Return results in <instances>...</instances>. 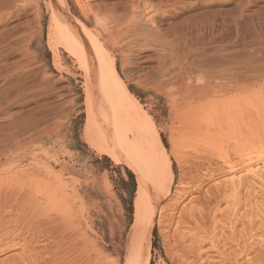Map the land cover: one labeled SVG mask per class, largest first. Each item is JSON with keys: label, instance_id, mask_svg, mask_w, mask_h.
<instances>
[{"label": "rangeland", "instance_id": "rangeland-1", "mask_svg": "<svg viewBox=\"0 0 264 264\" xmlns=\"http://www.w3.org/2000/svg\"><path fill=\"white\" fill-rule=\"evenodd\" d=\"M54 1L0 0V198L10 195L8 204L0 200V264H122L129 248L137 182L126 167L87 143V136L103 134L102 126L88 121L82 81L72 76L76 65L68 50L48 37L51 28L65 26V9L71 20L93 31L98 20L123 40L133 33L125 65L117 57V68L143 111L165 127L160 137L167 152L172 109L157 79L164 72L174 77L179 61L185 63L186 81L202 75L211 82H233L231 112L254 126L242 121L227 134L217 126L185 130L183 143L175 145L179 159L169 156L173 181L156 216L149 264H264V0H91L98 14L88 19L75 0H62L55 9ZM132 10L139 18L147 14L148 27H137L143 23L139 19L129 21ZM119 14L126 17L117 19ZM42 164L74 178L80 197L86 191L82 199L92 239L87 258L79 239L65 235L54 241L37 229L34 213L46 212L45 205L47 212L66 211L46 203L60 190L54 180L44 176L29 183L22 175L24 167ZM27 202L34 213L24 207ZM15 220L32 227L36 241L13 226ZM119 231L117 253L110 241Z\"/></svg>", "mask_w": 264, "mask_h": 264}, {"label": "bare ground", "instance_id": "bare-ground-1", "mask_svg": "<svg viewBox=\"0 0 264 264\" xmlns=\"http://www.w3.org/2000/svg\"><path fill=\"white\" fill-rule=\"evenodd\" d=\"M75 1L82 12V15L85 14V19H88V15H92L94 18L97 17L98 10L92 11L90 6L91 0ZM62 3V0H55L53 3L54 9L55 6H57L55 4L61 5ZM51 12L53 11L51 10ZM68 14L69 13H66L65 9L61 15L62 20L65 18V26H61V28L58 27L61 31L55 28V32L53 31V28H51L53 30L50 29L48 31L49 41L50 38L53 39L52 37L54 36V39L58 41V44L61 43V46L59 47L63 46V48H66L65 50H68L67 52L69 53V56H71L75 63L74 65H76L75 73L72 76H74L75 79L79 78L82 81L81 87L83 88L84 94V112L86 113L88 121H97L102 126L103 134L98 137L96 136L97 138L94 136L93 138L86 137L89 147L97 154L108 157L113 164L126 167L134 174L137 182V197L133 202V223L130 227L129 235L127 236L129 237V248L126 253H124L125 256H123L122 264H149L151 235L155 225L156 216L164 208L162 207V203L169 195L173 181L169 156L171 155V157L174 158L177 156L175 155L177 154L175 153V145L177 144V141L178 144H180V142L183 143L182 140L184 139L187 129L191 130V133L192 130L214 129V127L217 126L220 131L225 130V134H227V132H229L228 130H231V128H241V124H245L242 121H246L247 124L249 120L245 116H238V114L235 116V114L232 113L234 97L231 96V93L234 87L233 82L229 79L211 82L210 78H202V75L199 77L201 79L196 82L188 81L190 78L186 81L183 79V65L185 63L183 64L179 61L177 68L178 72L177 74L174 73V75H172L174 77H165L167 72H164L165 74L158 73L159 79H157L160 87L159 89L163 93V97L168 100L172 109L169 117L170 124L167 127L170 132L167 142L171 151L167 152L160 137V132L162 130L164 131L165 127L158 126L153 118H151L146 111H143L141 105L128 90V87L121 78L117 68V57L120 60V65H125L124 59L127 58L126 54L130 53L129 44L133 41V33L129 35L127 34L124 38L125 40H123L121 36L119 37L117 35V30L112 31V27H107V24V26H105V24L99 23V21L96 20L93 31L87 28L79 20H76V22H74L75 20H71L69 17L70 14ZM125 17V14L123 17L119 14L117 19L122 20ZM141 17L142 18H139V16L136 15L135 10L129 12V21L132 22L139 19V21H143V23L140 22V26L137 24V27L145 28L147 22L144 19L148 16L143 13ZM134 29H136L135 26ZM97 31L99 34L96 33ZM140 31L141 30H134V34H137L136 32L141 34ZM101 38H103L104 41H102ZM108 38L111 41H109ZM106 42H109L110 45H112L111 48H116L118 50L117 55L112 54L107 49L105 45ZM57 61L59 62V58L55 56L53 65L56 69H59L60 66ZM198 75L199 74H197V76ZM241 117L246 120H243ZM246 124L244 126H252L251 124ZM246 129H248V127ZM86 131H88L87 128L85 132ZM194 133H197V131ZM212 135L215 136V134ZM202 137L206 136L204 135ZM211 140H213V137ZM239 140L237 141L240 142ZM237 143L235 142V144ZM252 157L255 158V156ZM176 159H179L178 156L175 160ZM247 159L249 158L247 157ZM224 162L228 163V160ZM228 166L230 167L229 164ZM230 169H232V167H230ZM22 175L27 178L29 183H33L38 179L44 178V176H48L60 186L58 194L52 199L46 201V203L51 204L52 206L62 205L66 208L65 212H57L55 207L52 208L55 209L54 211L47 212L49 210L46 209L47 205H45V208L42 207L46 212L40 211L42 213L41 216L37 212L34 213V208L31 204H28L29 202L25 203V206H23H28L30 212L33 211L34 215L37 214L36 216H40H38V218L36 217L38 219L37 229L41 228V232L52 240L55 238L57 239L58 237L63 238L65 235L67 238L73 236L75 237L74 239H79L81 249H78L79 251L81 250L87 258L88 255L86 256V249L91 245L92 239L88 209L86 202L82 199V197L84 198L86 191L81 190L83 195L80 197V190L77 188L78 182L72 177H66L63 171L56 173L55 167L51 165L42 164L26 166L22 169ZM16 198H14L15 205L18 204L17 202H20L17 201ZM9 199V194H4L0 198L4 205L10 202ZM77 199L78 202L76 201ZM76 202H80L78 207L76 206L77 209H75ZM29 215H31V213H29ZM17 224L20 225V227H23L21 226L23 224L22 222L19 224V222L15 220L13 226L16 227ZM31 230H33L32 227L29 228L25 226L21 229V232L25 231L23 234L31 235L32 237L30 240L36 241V233L33 231V234ZM120 232L121 231L114 236H111L112 238L110 241L117 253H119L121 248ZM117 263L115 262V264Z\"/></svg>", "mask_w": 264, "mask_h": 264}]
</instances>
